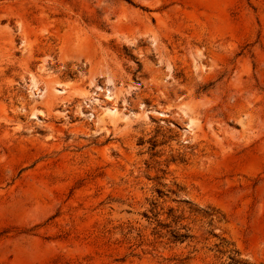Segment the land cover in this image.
<instances>
[{"label": "rangeland", "instance_id": "rangeland-1", "mask_svg": "<svg viewBox=\"0 0 264 264\" xmlns=\"http://www.w3.org/2000/svg\"><path fill=\"white\" fill-rule=\"evenodd\" d=\"M0 264H264V0H0Z\"/></svg>", "mask_w": 264, "mask_h": 264}, {"label": "bare ground", "instance_id": "bare-ground-1", "mask_svg": "<svg viewBox=\"0 0 264 264\" xmlns=\"http://www.w3.org/2000/svg\"><path fill=\"white\" fill-rule=\"evenodd\" d=\"M108 109H109V110H112V109H113V107H109Z\"/></svg>", "mask_w": 264, "mask_h": 264}]
</instances>
